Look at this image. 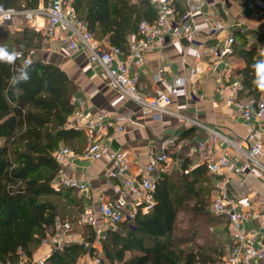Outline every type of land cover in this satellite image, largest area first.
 <instances>
[{
    "label": "trees",
    "instance_id": "obj_1",
    "mask_svg": "<svg viewBox=\"0 0 264 264\" xmlns=\"http://www.w3.org/2000/svg\"><path fill=\"white\" fill-rule=\"evenodd\" d=\"M173 1L183 14V0ZM48 3L0 0V5L18 11ZM73 9L97 41H107L123 52L140 23L153 24L157 18L151 0H75ZM262 43L261 35L253 46L236 36L242 98L257 99L261 93L253 83V65L259 61L256 50ZM37 44L32 29L15 34L0 29V47L9 52L26 53ZM24 71L30 77L26 82L19 79ZM11 77L18 82L11 83ZM76 91L74 82L57 65L34 60L24 67L21 60L11 65L0 61V264H19L24 259L31 264L39 247L56 234V222H74L85 209L79 205L77 191L58 192L52 187L61 171L54 158L56 151L63 146L75 148L79 143L76 139L82 137L69 121ZM194 132L190 129L181 134L180 142L194 138ZM216 197L206 165L190 171L184 162L179 170L161 174L154 211L138 216L131 223L134 228L126 223L108 231L101 264H224L230 246L228 224L210 210ZM182 212L185 220L179 218ZM216 218L225 221L222 239L217 230L221 223ZM94 238L95 233H89L90 243ZM89 252L94 249L64 245L45 264H77Z\"/></svg>",
    "mask_w": 264,
    "mask_h": 264
},
{
    "label": "built area",
    "instance_id": "obj_2",
    "mask_svg": "<svg viewBox=\"0 0 264 264\" xmlns=\"http://www.w3.org/2000/svg\"><path fill=\"white\" fill-rule=\"evenodd\" d=\"M261 1L264 0H185V12L179 14L173 0H151V4L157 10L156 21L153 24L145 21L140 23L137 33L128 39V53L118 47L110 46L107 41H97L89 32L87 25L77 17L73 9L75 0H49L47 6L40 5L38 9L22 11L0 5L3 8V12H0V17H3L0 27L9 25L15 18L21 16L41 37L40 49L26 53L18 52L20 55L16 60L23 61L24 67H29L36 59L37 53L44 52L52 43H59L69 55L84 52L90 69H103L112 88L137 104L143 114L153 113V119L156 121H161L164 115L170 114L169 109L173 99L186 95L188 83L196 92L195 87L202 80L205 72L209 70L214 73L216 93L234 109L243 122L247 148L243 149L215 130L202 126L209 132L213 142L223 148L221 156L216 157L213 156L215 153H212L207 158L206 168L208 173L215 177H224L227 180H232V177L239 178L237 184L243 187L246 179H256L264 183L262 162L264 95L259 100L242 98L244 86L239 79L236 80L230 61L235 53L236 36L245 39L248 46L257 43L258 38L253 35L248 23L264 18V12L257 9ZM205 8H211L214 12H206ZM200 17L203 19L208 36L217 40L218 45H209L208 41L204 44L198 43L188 79L176 78L169 83L163 78L164 69H160L154 83L161 88L155 90L154 95L150 97L141 93L137 78L130 76L129 66L145 67L148 62L147 52L156 44L163 46L168 43H180L183 56L187 57L200 32L196 24ZM105 42L108 45H105ZM261 49H264V43L258 45L257 60L264 59V56L259 54ZM71 103L74 107L72 116L77 121L78 119L84 121L83 103L74 97ZM187 121L190 122L188 119ZM128 122L127 117L113 116L107 111H102L92 119L86 120L81 128L89 143L83 154L78 155L65 146L56 151L54 158L61 171L52 185L54 190L87 192L86 184L68 179L63 173V169L69 165L71 159L78 157L89 161L108 157L117 168V172L113 173L112 177L120 183V186L113 188L117 195L116 200L110 201L102 196L98 208H85L75 223L60 220L56 222V234L50 239L58 247L72 243L71 232L74 225L91 227L95 231V245H100L107 238V233L103 234L101 230L100 222L118 227L126 223L131 224L138 216H147L154 211L158 181L155 174L160 168L165 170L166 165L171 161L174 149L180 142V137L174 136L167 143L162 154L150 153L148 162L139 168L138 174L130 176L131 162L128 152L111 151L109 146L102 145L98 141L110 130L116 133L123 132ZM205 144V142L200 143V151L204 150ZM229 149H234L238 153V158H231ZM215 188L221 192L210 210L215 216L227 219L233 244L232 251L224 264H252L254 261H264V251L256 249L260 241L259 237L246 231V224L254 214L249 216L233 210L229 206L231 201L228 199L225 187L217 182ZM130 227L134 228L132 224ZM45 243L47 241L43 244ZM82 245L93 248L87 243ZM101 263V258L96 259L95 264ZM37 264H45V261L40 260Z\"/></svg>",
    "mask_w": 264,
    "mask_h": 264
},
{
    "label": "crops",
    "instance_id": "obj_3",
    "mask_svg": "<svg viewBox=\"0 0 264 264\" xmlns=\"http://www.w3.org/2000/svg\"><path fill=\"white\" fill-rule=\"evenodd\" d=\"M258 5L264 9V1L259 2ZM184 8L185 0H183L182 9ZM177 11L181 14L182 10L178 9ZM205 11L214 12L211 8H205ZM196 24L200 32L195 45H192V50L187 57L183 56L180 43H168L163 46L156 44L153 49L147 52L148 62L145 67L135 68L131 65L129 66L130 76L137 78L138 88L141 93L150 97L154 95L155 90L161 88L154 83V79L160 69H164L163 78L169 83L176 78L188 79L189 72L193 67V54L198 43L204 44L208 41L209 45H218L217 40L210 39L208 36L201 17ZM9 25L6 28H9L8 30L13 34L22 33L26 28L31 29L22 17L15 18ZM248 26L255 37L264 36V18L258 21H249ZM37 40L38 44L35 50L40 49L42 45V39L39 35H37ZM106 43L105 45H108ZM125 53H128V48ZM35 60L57 65L74 82L77 91L73 97L83 103L86 120L92 119L102 111H107L113 116H124L129 119L123 132L116 133L110 130L100 137L98 141L102 145L109 146L111 151L123 150L128 152L131 162L130 176L138 174L139 168L148 162L150 153L162 154L167 143L174 136L180 137L181 134L190 129L195 131V137L179 142L169 162L173 166H171L172 168L175 166L179 170L182 163L187 162L190 166V171H192L206 165L207 158L212 153H215L213 156H221L223 148L218 143L215 144L213 142L209 132L202 126L215 130L224 138L243 149L247 148L245 144L246 129L243 122L239 119L234 109L229 107L216 93L215 74L209 70L205 72L202 80L196 85V92L193 91L192 86L188 83L186 95L174 98L169 109L170 114L164 115L161 121H156L153 119V113L143 114L137 104L129 101L118 90L112 88L103 69H90L87 55L84 52L69 55L56 42L50 44L44 52H38ZM230 62L232 63L236 80H240L237 72L241 69L242 63L235 57V53ZM85 119L84 121L79 119L77 121L71 116L69 120L70 127L82 134L80 139H76L79 141L78 145L75 148H71V150L81 154H83L89 144L87 136L81 130L86 121ZM259 126H261V123ZM202 142L206 144L204 150L200 151L199 147ZM228 153L231 158H238V153L234 149H229ZM178 161L180 164H178ZM262 162L264 164V157ZM170 169L164 170L160 168L155 176L159 178L161 174L168 173ZM116 172L115 164L108 157H103L97 161H89L81 157L72 158L69 165L63 169L66 178L84 183L88 187L86 193H76L80 200V207H92L94 209L98 208L99 199L102 196L110 201L117 199L113 188L120 186V183L119 180L112 177V174ZM208 175L214 189H216L215 184L217 182L225 187L228 199L231 201L229 204L230 208L232 207L233 210L245 215L254 214V217H250L246 224V231L259 237L260 241L256 245V249L264 251V206H262V203H264V183L256 179H246L245 185L239 187L237 184L239 178L237 177L227 180L224 177H215L209 173ZM216 192L218 196L221 191L216 189ZM100 227L103 234L118 229V227L108 226L104 222H100ZM91 232L95 233L91 227L74 225L71 232L72 243L68 245L87 243L93 247L94 251L96 249L102 251L100 250L101 247H99L101 244L95 245V238L91 243L88 241L89 233ZM228 237L230 241V244L228 241V245L230 246L226 249L227 258L232 251L229 224ZM62 247L49 242L43 244L34 255L33 264H37L40 260L46 262L55 250ZM87 249L89 250V248ZM77 264L95 263L92 261L91 253L89 252L80 258ZM252 264H264V261H254Z\"/></svg>",
    "mask_w": 264,
    "mask_h": 264
},
{
    "label": "clouds",
    "instance_id": "obj_4",
    "mask_svg": "<svg viewBox=\"0 0 264 264\" xmlns=\"http://www.w3.org/2000/svg\"><path fill=\"white\" fill-rule=\"evenodd\" d=\"M0 12H3V8L0 7ZM7 15V14H5ZM3 17H0V21H2ZM260 56H264V49L260 50ZM20 54L18 52H9L6 47H0V61L6 62L8 64H14L16 59ZM255 69L256 79L253 81L256 88H258L261 92H264V59L257 61L253 65ZM30 77L28 76L27 72L24 71L21 73L20 78L25 82L28 81ZM17 78L11 77V83H17Z\"/></svg>",
    "mask_w": 264,
    "mask_h": 264
},
{
    "label": "rangeland",
    "instance_id": "obj_5",
    "mask_svg": "<svg viewBox=\"0 0 264 264\" xmlns=\"http://www.w3.org/2000/svg\"><path fill=\"white\" fill-rule=\"evenodd\" d=\"M257 9L259 10V11H263L264 12V9L260 6V5H257ZM18 17H21V16H18ZM11 26H13V25H11ZM6 27H8V25H6V26H3V27H0V29L2 30V32H4V31H10V30H8L9 28H6ZM9 27H10V25H9ZM11 32V31H10ZM264 95V92H261L260 94H259V96L257 97V100H259L262 96ZM253 99H256V98H253ZM172 159V158H171ZM172 165H170L169 163L166 165V167H165V169H167V168H171L170 170H169V172H171V171H174V170H178V168L177 167H175L174 166V168H172L171 167ZM190 205V204H189ZM179 218L181 219V220H185V214H184V212H182L180 215H179ZM218 221H219V223H221V226L219 227V228H217V230L218 231H220V237H221V239H222V234H221V231L225 228V221L224 220H221L220 221V219H218V218H216ZM223 221V222H222ZM118 228H119V226H118ZM117 229V228H116ZM53 237V236H52ZM219 237V238H220ZM225 237V236H224ZM50 238H47V242H49V243H52V239H50ZM99 247H101V249L100 250H102V248H103V242L101 243V245L99 246ZM90 249V248H89ZM103 253H102V251H98L97 249H96V251H94L93 253H91V258H92V261H94V263H95V261H96V259H98V258H101L102 260L104 259L103 258V255H102ZM82 258V257H81ZM34 263V260H32L31 261V264H33ZM106 263V262H105ZM19 264H30L26 259H24V260H22V262L21 263H19Z\"/></svg>",
    "mask_w": 264,
    "mask_h": 264
}]
</instances>
